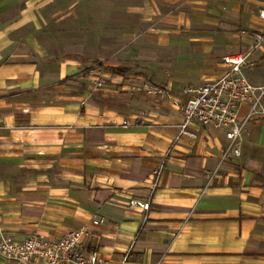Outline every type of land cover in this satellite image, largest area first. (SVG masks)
Here are the masks:
<instances>
[{
	"label": "crops",
	"instance_id": "obj_1",
	"mask_svg": "<svg viewBox=\"0 0 264 264\" xmlns=\"http://www.w3.org/2000/svg\"><path fill=\"white\" fill-rule=\"evenodd\" d=\"M261 9L0 0V230L20 240L84 228L82 247L111 263L264 264V120L227 161L222 131L191 124L178 136L183 90L222 76L223 56L248 54ZM243 72L264 85V45Z\"/></svg>",
	"mask_w": 264,
	"mask_h": 264
},
{
	"label": "built area",
	"instance_id": "obj_2",
	"mask_svg": "<svg viewBox=\"0 0 264 264\" xmlns=\"http://www.w3.org/2000/svg\"><path fill=\"white\" fill-rule=\"evenodd\" d=\"M258 19L264 24V9L259 10ZM264 45V31L255 36V43L248 54L232 53L222 57L226 71L216 80L204 81L196 87L183 90L184 102L179 108L181 122L178 136L187 133L191 124L213 127L223 132L227 141L222 160L227 161L240 156L246 126L254 120H264V85H253L243 72L247 57ZM95 72H100L98 66ZM104 84L102 77L95 79V88ZM242 107L246 113L240 116ZM126 125V122H123ZM162 167L153 172L152 189L158 186ZM145 211L149 202L131 201ZM102 223L101 219L92 222ZM88 235L84 228L64 232L54 238L36 234L20 240L8 237L0 230V257L16 264H125L126 257L118 263H111L96 251L82 247V239Z\"/></svg>",
	"mask_w": 264,
	"mask_h": 264
},
{
	"label": "trees",
	"instance_id": "obj_3",
	"mask_svg": "<svg viewBox=\"0 0 264 264\" xmlns=\"http://www.w3.org/2000/svg\"><path fill=\"white\" fill-rule=\"evenodd\" d=\"M114 72H116V73H120V72H121V70H115Z\"/></svg>",
	"mask_w": 264,
	"mask_h": 264
}]
</instances>
